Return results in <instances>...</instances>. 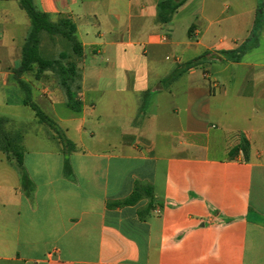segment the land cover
<instances>
[{"label": "crops", "instance_id": "1", "mask_svg": "<svg viewBox=\"0 0 264 264\" xmlns=\"http://www.w3.org/2000/svg\"><path fill=\"white\" fill-rule=\"evenodd\" d=\"M162 1L33 0L52 22L72 21L92 57L81 70V112L66 96L49 100L34 89V102L56 124L74 127L75 150L54 139L28 146L25 134L22 168L0 151V264H264V116L256 127L220 128L190 101L197 79L207 81L206 101L232 89L238 101L262 100L264 60L252 57L264 44V10L257 45L236 62L224 52L252 39L258 0H197L186 22L181 13L194 1L187 0L169 23L159 19ZM30 26L19 0H0L8 103H17L12 72ZM209 51L217 61L210 78L190 68L162 86L178 69L169 56L190 61ZM137 186L151 197L110 206Z\"/></svg>", "mask_w": 264, "mask_h": 264}, {"label": "rangeland", "instance_id": "2", "mask_svg": "<svg viewBox=\"0 0 264 264\" xmlns=\"http://www.w3.org/2000/svg\"><path fill=\"white\" fill-rule=\"evenodd\" d=\"M164 1V0H163ZM243 4L248 5L251 0H240ZM179 0H174L173 3L177 4ZM198 6V1L194 0L185 10L181 13V18L188 22L192 17V14L196 11ZM63 19L56 21L59 23ZM189 38L191 42H196V28L193 27L189 30ZM78 37V36H77ZM249 43V42H247ZM91 49L82 53V56H78L74 50L72 43L65 37L61 35H49L46 32L40 34V54L44 59L54 62L55 69L53 71H47L42 74L39 73L38 65H34L32 71L23 74H18L16 70L12 72L13 80L16 83V87L13 89V97L17 103H8L5 96V88L2 86L5 80L6 72L0 70V118L3 119V129L4 133L13 137L16 144L21 146L24 142V135L28 134V140L26 143L28 146L34 144H54L55 141L60 144H64L67 139H76V132L74 127L70 129L69 132L59 126L54 122L53 126L46 123L40 122L36 117L34 112L29 108L24 106L23 101L20 103V95H22V100L26 97L25 92L22 91L20 83H24L31 94V98L34 97V89L38 90V95L42 98L57 99L58 97L66 96L65 89L61 86V75L59 73L60 67H69L75 65L77 67V72L81 78L73 85L77 97L82 98V68L87 64L92 55L89 53ZM216 56L215 51H209L203 55L195 57L190 61L183 60L181 58L169 56L170 60L177 61L178 69L177 72L171 77L165 79L162 82L163 87L172 85L174 80L189 71L190 68H198L202 71V75L205 78H210L211 70L213 68L214 62H217L214 57ZM252 59L264 60V44L262 49L256 52V55ZM168 61V60H167ZM213 62V63H212ZM20 64V63H19ZM199 70V74L201 71ZM249 72V71H248ZM207 81L197 79L193 83H190L192 88V93L190 95L191 103L198 105L203 110H207L210 113L211 120L218 124L220 128L230 127V128H242V127H256L258 116H264V96H259L262 100L259 103L254 101H238L234 98V91L229 93L228 98L214 99L206 101L204 98V85ZM213 82V89L216 92H221L222 88ZM197 85V86H196ZM236 90V88H234ZM51 93V96L48 94ZM149 94L144 98V107L146 108V102ZM185 102L181 98V103ZM39 105V104H38ZM40 106V105H39ZM41 107V106H40ZM59 114L62 117H66L68 113L67 108L63 105H58ZM45 112V110L41 107ZM145 109H142V112ZM70 112V111H69ZM18 136L20 138H18ZM38 136V137H35ZM50 137V138H49ZM52 138V139H51ZM4 137L0 131V141ZM55 141H54V140ZM261 148H264V142L261 143ZM11 161H15L16 157L10 153H5Z\"/></svg>", "mask_w": 264, "mask_h": 264}, {"label": "trees", "instance_id": "3", "mask_svg": "<svg viewBox=\"0 0 264 264\" xmlns=\"http://www.w3.org/2000/svg\"><path fill=\"white\" fill-rule=\"evenodd\" d=\"M173 1L174 0H164L159 4L160 22L169 23L172 20L174 13L181 6H183L187 0H179L177 4H174ZM19 2L20 7L28 15L31 26L22 49V58L19 68L16 71L18 74L32 71L34 65H38L40 74L47 71H53L55 69L54 62L44 59L40 54V34L43 32H46L49 35H61L67 38L72 43L74 52L78 56H82L83 46L77 37V28L72 21L69 19H63L59 23L52 22L46 13H43L36 8L33 0H19ZM258 2L259 8L256 20V28L258 29L254 31L252 39L248 41L249 43H251V41L253 42L251 44L246 42L237 50L224 52L230 60L239 62L246 52H248V50L257 45L256 40L259 31V23L263 19L264 10L263 0H258ZM59 73L61 75V86L65 89L67 107L75 113L81 112L82 102L77 97V94L73 89V85L79 78H81L77 72V67L75 65H71L69 67H60ZM20 86L22 91L26 94V97L23 100L24 106L29 107L40 122L53 126L54 121L41 109V107L36 102H34L26 85L24 83H20ZM2 125L3 119L0 118V131L4 137V139L0 141V151L10 154L13 153V155L16 157L15 161L17 162L18 166L22 168V145H17L13 137L4 133L5 131ZM18 138L20 137L18 136ZM64 145L68 152L75 150V145L70 140L65 141ZM8 160H11L9 156ZM64 170L66 176L70 177L72 172L68 157L65 158ZM22 187L24 190H28L30 187V180L25 171L22 173ZM143 192L144 194L146 193V196L151 197L152 195V193H149L147 189L137 186L134 193L129 198L110 204V206L121 207L135 204L142 198L144 195Z\"/></svg>", "mask_w": 264, "mask_h": 264}]
</instances>
